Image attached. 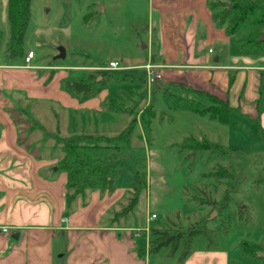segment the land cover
<instances>
[{
	"label": "rangeland",
	"instance_id": "1",
	"mask_svg": "<svg viewBox=\"0 0 264 264\" xmlns=\"http://www.w3.org/2000/svg\"><path fill=\"white\" fill-rule=\"evenodd\" d=\"M7 6V0H0L1 48L6 47L9 36ZM158 21L156 0H32L24 50L26 54L35 52L32 65L53 66L70 77H85L110 62H118L119 70H145L159 52L158 35L153 34ZM231 41L233 51L239 53L237 38L232 36ZM60 48L66 51L63 59L56 58ZM22 59L10 58V64L22 63ZM161 79L109 81L104 93L109 96L107 102L112 99L121 108L119 112L69 110L48 104L31 106V113L47 132L59 137L73 134L72 130L75 134L114 137L137 122L131 147L116 162V182L128 190L138 186L139 179L146 182L133 213L120 222L141 231L138 243L148 241L152 228L167 229L175 223L186 230L206 220L212 233L195 239L192 254L195 258L205 252L221 254L202 258L199 264H264V139L250 136V129L243 125H224L190 111L170 110L164 102ZM171 90L210 104L206 98L188 95L187 90ZM152 105L157 116L148 139L139 120ZM14 113L22 120L26 117ZM55 135L45 140L49 142L46 145L55 147ZM186 137L218 144L230 155L182 149ZM216 171L226 176H213ZM226 196L227 216H222ZM151 214L157 218L149 220ZM244 243L262 249L257 253L259 258L246 255ZM148 264H177V257L168 258L163 251L151 256Z\"/></svg>",
	"mask_w": 264,
	"mask_h": 264
},
{
	"label": "crops",
	"instance_id": "2",
	"mask_svg": "<svg viewBox=\"0 0 264 264\" xmlns=\"http://www.w3.org/2000/svg\"><path fill=\"white\" fill-rule=\"evenodd\" d=\"M208 1L156 0L159 21L153 34L159 52L151 63L165 85L181 84L227 102L230 123L263 140L264 56L233 51L232 36L216 27ZM8 38L0 47V264H148L150 256L142 260L136 253L140 243L134 228L120 224L132 213L115 219L134 189L115 182L114 192L89 191L69 209V175L57 167L61 152L45 141L55 134L31 113V106L48 104L104 110L109 96L103 90L80 102L65 88L75 77L62 69L26 67L25 56L22 63L10 64ZM22 109L34 119V129L25 114L22 120L14 113ZM212 254L221 253L192 254L185 264H199Z\"/></svg>",
	"mask_w": 264,
	"mask_h": 264
},
{
	"label": "trees",
	"instance_id": "3",
	"mask_svg": "<svg viewBox=\"0 0 264 264\" xmlns=\"http://www.w3.org/2000/svg\"><path fill=\"white\" fill-rule=\"evenodd\" d=\"M32 0H7V16L9 23L8 54L11 59L25 56L24 44L26 34L31 21ZM207 6L212 14V20L216 27L223 29L227 36H235L237 44L244 56H264V41H260L264 33V0H210ZM147 72L144 69L110 70L97 69L89 71L85 77L70 78L65 83L66 90L75 96L80 102L96 98L106 84L113 80L116 82H146ZM155 82H158L155 81ZM179 88L187 90V94H195L198 97H207L210 104L206 105L199 100L184 97L172 92L171 89ZM166 106L173 111H190L221 124L230 123V107L227 102L203 91H198L181 84L165 85L161 89ZM104 110L119 112L121 108L111 99L104 105ZM34 129L35 121L27 110H21ZM157 112L152 105L140 116L139 126L149 139L151 123L156 118ZM137 122H132L117 136L107 137L89 134H71L66 137L55 135V149L61 152L58 162V171L69 175L67 184L66 202L70 209L72 203L81 197L85 199L87 192L100 191L112 193L116 189L115 180L118 177V164L123 157V152L131 147V137ZM44 137L48 133L42 127ZM182 149L208 150L221 155H230L220 145L212 144L206 140L197 141L194 137H186ZM223 171V169H221ZM221 171H216L213 176L225 177ZM225 173V171H223ZM146 182L139 179L138 186L129 193L126 205L115 214V219L126 218L133 213L139 202V196ZM229 198L226 196L222 207V216H227ZM211 206L216 203L206 201ZM226 214V215H225ZM222 221V219H221ZM226 227V225L223 223ZM227 232V229L225 230ZM211 230L206 220L191 224L183 230L171 224L170 228H152L148 241L140 243L136 248L138 257L145 260L146 256L159 255L165 251L168 258L177 257V264H185L193 252L194 241L198 236L207 238ZM244 253L251 257H258L259 247L242 244ZM259 258V257H258Z\"/></svg>",
	"mask_w": 264,
	"mask_h": 264
},
{
	"label": "built area",
	"instance_id": "4",
	"mask_svg": "<svg viewBox=\"0 0 264 264\" xmlns=\"http://www.w3.org/2000/svg\"><path fill=\"white\" fill-rule=\"evenodd\" d=\"M36 54L34 51H29L24 58V63L26 65V67H31V63L34 60ZM105 69H110V70H119L120 69V65L118 62H110L109 65L105 68ZM146 72H147V79H150L151 82L157 81L159 79H161V75L155 73V67L151 64L146 65ZM149 220H154L157 218V216L155 214H151L149 217ZM4 231L6 232L7 229H4ZM135 236L138 238L140 237V232L139 230H135L133 229Z\"/></svg>",
	"mask_w": 264,
	"mask_h": 264
},
{
	"label": "water",
	"instance_id": "5",
	"mask_svg": "<svg viewBox=\"0 0 264 264\" xmlns=\"http://www.w3.org/2000/svg\"><path fill=\"white\" fill-rule=\"evenodd\" d=\"M260 41L262 42V41H264V33L262 34V37H261V39H260ZM65 56H66V51H65V49H63V48H60V50H59V54L57 55V59H63V58H65ZM216 215V211L213 213V215L211 216V218H213L214 216ZM262 253H260V255H261Z\"/></svg>",
	"mask_w": 264,
	"mask_h": 264
}]
</instances>
